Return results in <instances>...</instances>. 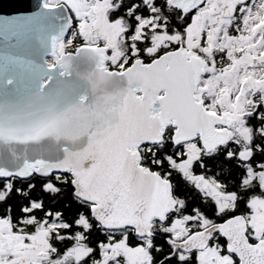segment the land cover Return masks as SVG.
Returning a JSON list of instances; mask_svg holds the SVG:
<instances>
[{"label": "snow or ice", "instance_id": "snow-or-ice-1", "mask_svg": "<svg viewBox=\"0 0 264 264\" xmlns=\"http://www.w3.org/2000/svg\"><path fill=\"white\" fill-rule=\"evenodd\" d=\"M5 8L0 264H264V0Z\"/></svg>", "mask_w": 264, "mask_h": 264}, {"label": "water", "instance_id": "water-1", "mask_svg": "<svg viewBox=\"0 0 264 264\" xmlns=\"http://www.w3.org/2000/svg\"><path fill=\"white\" fill-rule=\"evenodd\" d=\"M13 0H0V19H6L12 16V12L5 8V5L12 3ZM32 2V0H30ZM24 55V53H21ZM8 91V90H6ZM10 97L4 95L0 97V102H5ZM77 102L73 101L66 109L63 116H61L58 121L54 123L57 125L59 131L68 136L74 137L76 135L82 134L86 129L83 127L85 121L91 123L94 117L86 109H79L76 107Z\"/></svg>", "mask_w": 264, "mask_h": 264}]
</instances>
